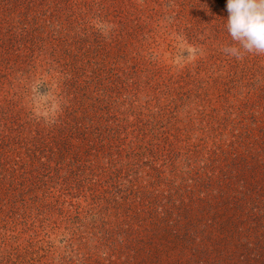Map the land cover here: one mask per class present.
Segmentation results:
<instances>
[{
  "label": "trees",
  "instance_id": "1",
  "mask_svg": "<svg viewBox=\"0 0 264 264\" xmlns=\"http://www.w3.org/2000/svg\"><path fill=\"white\" fill-rule=\"evenodd\" d=\"M188 8L189 0H0L2 255L20 256L22 241L66 224L50 264H103L116 238L118 264H264V106L217 109L222 90L144 61L145 39L176 27L199 51L217 41L211 22L181 21ZM92 19L113 26L108 65ZM89 45L94 63L80 50ZM50 70L65 102L56 117L35 116L22 95L36 76L47 91ZM91 232L102 248L86 247Z\"/></svg>",
  "mask_w": 264,
  "mask_h": 264
},
{
  "label": "rangeland",
  "instance_id": "2",
  "mask_svg": "<svg viewBox=\"0 0 264 264\" xmlns=\"http://www.w3.org/2000/svg\"><path fill=\"white\" fill-rule=\"evenodd\" d=\"M138 1L139 0H136L137 3ZM226 3L227 0H189V13L187 12V15L179 14L180 19L184 24L189 21V25H191L194 20H197L200 28L202 29L204 26H209V23L211 22L210 27H208L210 28L208 34L212 38L215 37V40H217L214 41L213 44H209L204 48V50L199 51L195 45L190 42L187 43L186 40H183L182 37L176 34V27L170 34L169 32H167V34L161 33V37L159 38L157 36V40L154 42H152L153 40L145 39L144 45L141 48L144 54V61H154L155 59V63L159 65L156 67L166 69L167 75L177 74L179 76L180 74H186V72H188L192 78L194 77L195 80L199 81V84L203 85V90L209 86H214L215 89L212 92H217V96L222 90L223 98L221 101L219 102L217 97H214L215 99L212 101L213 105L217 107V109H219V107H224V110L227 111V106L235 108L238 107V105H242L247 108L248 112H250V109H248L249 106L246 102L252 101L251 112H257L264 106V56L248 54L245 55L242 60H237L235 57H230L221 51L222 47L226 45L230 46L234 43L226 28V18L228 16ZM93 17L94 16L91 14L86 16L87 20ZM170 17L172 18L171 24L177 23V21L178 23L180 22L178 14L173 11L170 12ZM93 20L94 23L96 22V26H99L102 22L104 23L103 20L99 23L97 19H92L91 22ZM197 22L195 21L194 24ZM96 34H99L97 38L99 42L98 49H101L104 55L115 52L112 49L115 41H112V38H108L109 33L107 37L103 35L100 30H98ZM95 49H97V47L93 45L83 46L80 48V50H84V53L88 52L90 57L92 56L94 58L95 55L93 52ZM111 54H109L108 57L103 58L106 65L109 64L107 60H109ZM87 55L85 53V57H87ZM116 56L117 58L115 57V62L119 63L118 55ZM92 57L91 62L94 63L96 59H93ZM200 57H202L203 60V70L197 73V61L200 60ZM89 69L90 66L86 70L89 71ZM50 72L53 77L52 80L48 82L46 99L40 101L39 103L35 102L33 99L35 95L33 89H30L31 92L29 95H22V102L24 106H27L26 110L32 112L35 116H46L47 118L56 117L60 111L59 104L62 105L65 102V97L60 93L61 91L57 84L56 72L51 70ZM42 74L43 75L40 76L42 79L47 80L49 78V74L47 75L45 72ZM107 76L108 74H105L104 78L106 79ZM36 78L38 77L36 76ZM36 78L31 82L32 88L39 79ZM189 86L190 84L186 85L184 88H188ZM207 89H210V87ZM209 92L210 91H207V93ZM207 98L209 97L207 96ZM226 99L228 101H226ZM144 101L145 98H140L139 104H143ZM258 103L259 106H257ZM156 109L157 107L154 106L152 111H155ZM180 117L183 119L184 115L180 114ZM175 124L176 125L174 126H177L178 123L175 122ZM179 127H182V125ZM10 165L12 166L13 164ZM25 166V169L29 168V165ZM21 167L24 166L21 164ZM14 169L15 172L18 173L22 170L19 168L18 170L20 171H18L17 167ZM85 222L87 223L86 220ZM65 225L66 224L61 225V227L55 231L51 229H43L38 235L31 236V241H22L20 246V256L14 257V254L2 255L5 252H0V264H45L46 262L50 264L53 260L52 256L55 248H62V244L59 242V239L63 236V233L67 232L64 229ZM87 225L89 224L87 223ZM72 226H74V224ZM1 231L2 230L0 229V232ZM92 233L94 232H91V234ZM94 234H96V236L91 235L90 237L88 234L86 237V247H88L92 242L97 247L102 248L104 240L101 239L102 237L100 236V233ZM96 239L99 241L95 243L94 240ZM115 240L117 242H114L112 245L107 243L105 253H103V258L106 260L102 262L103 264H109V261L115 262V264L122 263L124 255L121 254V252L116 253L113 249L121 246L120 239L116 238ZM12 244L15 243H11V246ZM3 248L6 247L2 245V242H0V251H2ZM100 250L101 249L98 251L99 254L101 253ZM74 262L73 264H82L79 260H74Z\"/></svg>",
  "mask_w": 264,
  "mask_h": 264
},
{
  "label": "clouds",
  "instance_id": "3",
  "mask_svg": "<svg viewBox=\"0 0 264 264\" xmlns=\"http://www.w3.org/2000/svg\"><path fill=\"white\" fill-rule=\"evenodd\" d=\"M226 10V28L234 43L221 51L237 60L248 54L264 56V0H227ZM112 27L105 23L98 26L106 37ZM42 89V82L33 87V99L37 103L47 98Z\"/></svg>",
  "mask_w": 264,
  "mask_h": 264
}]
</instances>
